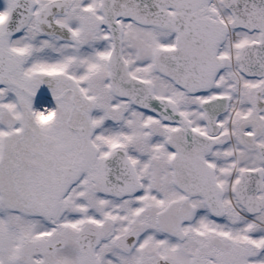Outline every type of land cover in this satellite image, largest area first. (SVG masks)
I'll return each instance as SVG.
<instances>
[{
    "label": "snow or ice",
    "instance_id": "obj_1",
    "mask_svg": "<svg viewBox=\"0 0 264 264\" xmlns=\"http://www.w3.org/2000/svg\"><path fill=\"white\" fill-rule=\"evenodd\" d=\"M0 264H264V0H0Z\"/></svg>",
    "mask_w": 264,
    "mask_h": 264
}]
</instances>
